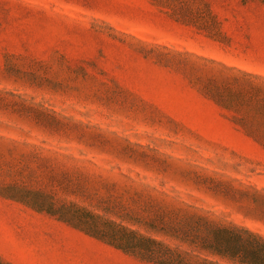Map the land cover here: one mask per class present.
Masks as SVG:
<instances>
[{
  "label": "rangeland",
  "instance_id": "rangeland-1",
  "mask_svg": "<svg viewBox=\"0 0 264 264\" xmlns=\"http://www.w3.org/2000/svg\"><path fill=\"white\" fill-rule=\"evenodd\" d=\"M255 83L264 0H0L1 257L154 264L58 215L149 196L264 235Z\"/></svg>",
  "mask_w": 264,
  "mask_h": 264
},
{
  "label": "trees",
  "instance_id": "trees-1",
  "mask_svg": "<svg viewBox=\"0 0 264 264\" xmlns=\"http://www.w3.org/2000/svg\"><path fill=\"white\" fill-rule=\"evenodd\" d=\"M251 87L256 95L263 93L264 101V86L255 83ZM149 197L158 208L153 217L132 212L119 216L145 226L147 231L80 205H66L59 209L58 215L85 233L154 264H264L263 234L234 222L217 221L183 206L161 205L155 203H160L158 198ZM0 264L14 263L0 255Z\"/></svg>",
  "mask_w": 264,
  "mask_h": 264
}]
</instances>
